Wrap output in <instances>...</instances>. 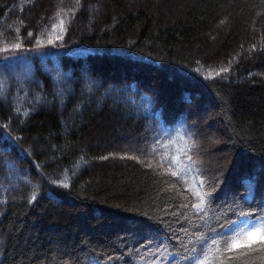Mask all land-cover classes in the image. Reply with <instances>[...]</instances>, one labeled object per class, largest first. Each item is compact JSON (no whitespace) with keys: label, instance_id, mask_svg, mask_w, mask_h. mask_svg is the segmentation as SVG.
Returning a JSON list of instances; mask_svg holds the SVG:
<instances>
[{"label":"trees","instance_id":"16d2710c","mask_svg":"<svg viewBox=\"0 0 264 264\" xmlns=\"http://www.w3.org/2000/svg\"><path fill=\"white\" fill-rule=\"evenodd\" d=\"M241 209L264 0H0V264H196Z\"/></svg>","mask_w":264,"mask_h":264},{"label":"snow or ice","instance_id":"6c2138e0","mask_svg":"<svg viewBox=\"0 0 264 264\" xmlns=\"http://www.w3.org/2000/svg\"><path fill=\"white\" fill-rule=\"evenodd\" d=\"M184 155L191 160L187 153ZM179 174L176 171L171 173L173 176ZM199 183L202 184V181ZM194 194L199 200L194 207L198 212L205 211V198L210 194H202L199 191ZM238 220L239 223L231 222L230 234H222L219 240L213 238L211 244L201 249L203 258L197 259L196 264H225V262L227 264H257V257H259L260 264H264V209H261L259 214L245 212L241 209L238 213ZM228 253L232 255L228 256Z\"/></svg>","mask_w":264,"mask_h":264},{"label":"rangeland","instance_id":"374dc122","mask_svg":"<svg viewBox=\"0 0 264 264\" xmlns=\"http://www.w3.org/2000/svg\"><path fill=\"white\" fill-rule=\"evenodd\" d=\"M206 119V118H205ZM207 120V119H206Z\"/></svg>","mask_w":264,"mask_h":264}]
</instances>
